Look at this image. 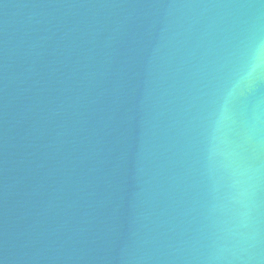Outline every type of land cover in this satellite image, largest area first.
Here are the masks:
<instances>
[{"label":"water","instance_id":"95a60500","mask_svg":"<svg viewBox=\"0 0 264 264\" xmlns=\"http://www.w3.org/2000/svg\"><path fill=\"white\" fill-rule=\"evenodd\" d=\"M0 264H264V0H0Z\"/></svg>","mask_w":264,"mask_h":264},{"label":"clouds","instance_id":"9594fccd","mask_svg":"<svg viewBox=\"0 0 264 264\" xmlns=\"http://www.w3.org/2000/svg\"><path fill=\"white\" fill-rule=\"evenodd\" d=\"M254 70V69H253Z\"/></svg>","mask_w":264,"mask_h":264}]
</instances>
